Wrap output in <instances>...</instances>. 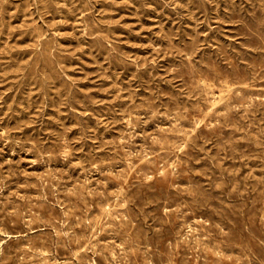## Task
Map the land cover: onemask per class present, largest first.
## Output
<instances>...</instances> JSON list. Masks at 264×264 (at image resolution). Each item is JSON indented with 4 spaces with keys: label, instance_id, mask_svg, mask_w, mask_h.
I'll return each mask as SVG.
<instances>
[{
    "label": "rangeland",
    "instance_id": "obj_1",
    "mask_svg": "<svg viewBox=\"0 0 264 264\" xmlns=\"http://www.w3.org/2000/svg\"><path fill=\"white\" fill-rule=\"evenodd\" d=\"M263 34L264 0H0V263L264 264Z\"/></svg>",
    "mask_w": 264,
    "mask_h": 264
},
{
    "label": "bare ground",
    "instance_id": "obj_2",
    "mask_svg": "<svg viewBox=\"0 0 264 264\" xmlns=\"http://www.w3.org/2000/svg\"><path fill=\"white\" fill-rule=\"evenodd\" d=\"M144 2V1H143ZM206 3V2H205ZM54 4V3H53ZM200 5V4H199ZM144 7V6H143ZM257 9H258V7H257ZM254 20V19H253ZM246 22V21H245ZM95 24V23H94ZM99 24V23H98ZM255 24V23H254ZM96 26V25H95ZM259 26V25H258ZM39 27V26H38ZM35 28V27H34ZM96 28V27H95ZM110 28V27H109ZM248 28V27H247ZM257 28V27H256ZM30 29V28H29ZM91 30V29H90ZM252 30V29H251ZM259 33V32H258ZM41 34V33H40ZM254 34H256L255 33V31H254ZM261 34H262V32H261ZM44 35V34H43ZM264 35V34H263ZM112 37V36H111ZM253 37V36H252ZM259 37V36H258ZM248 39V38H247ZM34 40V39H33ZM50 40V39H49ZM48 40V41H49ZM57 41V40H56ZM97 41V40H96ZM102 41H103V39H102ZM50 42V41H49ZM192 42H194V41H192ZM260 42V41H259ZM39 43V42H38ZM53 43H55V42H53ZM252 43V42H251ZM100 46V45H99ZM264 46V45H263ZM41 47V46H40ZM109 47V46H108ZM194 47H195V45H194ZM198 48H199V46H197ZM261 48V47H260ZM34 49V48H33ZM38 49V48H37ZM41 49V48H40ZM59 49V48H58ZM256 49V48H255ZM114 50V49H113ZM195 50H197V49H195ZM257 50V49H256ZM259 50V49H258ZM12 51V50H11ZM41 51H43V50H41ZM65 51V50H64ZM192 51V50H191ZM198 51V50H197ZM200 51V50H199ZM247 51V50H246ZM13 52V51H12ZM15 52V51H14ZM20 52V51H19ZM39 52V51H38ZM37 52V53H38ZM261 52V51H260ZM259 52V53H260ZM40 53V52H39ZM116 53V52H115ZM190 53V52H189ZM57 54V53H56ZM59 54V53H58ZM109 54H110V52H109ZM209 54V53H208ZM42 55V54H41ZM48 55H50V54H48ZM52 55V54H51ZM238 55V54H237ZM10 57V56H9ZM35 57V56H34ZM40 57V56H39ZM63 57V56H62ZM112 57V56H111ZM196 57V56H195ZM44 58H46V55H45V57ZM192 58V57H191ZM241 58V57H240ZM36 59H39V58H36ZM201 59V58H200ZM222 59V58H221ZM252 59H253V57H252ZM14 60V59H13ZM55 60V59H54ZM62 60V59H61ZM204 60V59H203ZM237 60V59H236ZM44 61V60H43ZM60 61V60H59ZM128 61V60H127ZM32 62V61H31ZM35 62V61H34ZM40 62V61H39ZM52 62V61H51ZM122 62V61H121ZM214 62V61H213ZM28 63V62H27ZM36 63V62H35ZM62 63V62H61ZM64 63V62H63ZM124 63H125V60H124ZM188 63V62H187ZM197 63V62H196ZM31 64V63H30ZM52 64V63H51ZM122 65V64H121ZM192 65V64H191ZM198 65V64H197ZM25 66V65H24ZM28 66V65H27ZM51 66V65H50ZM59 66V65H58ZM125 66V65H124ZM183 66V65H182ZM190 66V65H189ZM17 67H19V66H17ZM35 67V66H34ZM200 67V66H199ZM29 68V67H28ZM27 68V69H28ZM31 69H32V67H30ZM52 68V67H51ZM177 68V67H176ZM187 68V67H186ZM201 68V67H200ZM242 68V67H241ZM12 69V68H11ZM36 69V68H35ZM193 69V68H192ZM205 69V68H204ZM54 70V69H53ZM231 70V69H230ZM60 71V70H59ZM145 71V70H144ZM179 71H180V69H179ZM262 71V70H261ZM190 72V71H189ZM200 72V71H199ZM211 72V71H210ZM236 72V71H235ZM252 72V71H251ZM21 73V72H20ZM17 74V73H16ZM22 74V73H21ZM24 74V73H23ZM215 74V73H214ZM19 75V74H18ZM49 75V74H48ZM68 75V74H67ZM187 75H189V74H187ZM234 75V74H233ZM253 75V74H252ZM35 76H36V74H35ZM38 76V75H37ZM43 76V75H42ZM46 76H47V74H46ZM146 76V75H145ZM192 76V75H191ZM215 76V75H214ZM15 77V76H14ZM18 77V76H17ZM186 77V76H185ZM57 78V77H56ZM60 78V77H59ZM45 79V78H44ZM196 79V78H195ZM255 79V78H254ZM27 80V79H26ZM30 80V79H29ZM38 80V79H37ZM51 80H52V78H51ZM48 81V80H47ZM60 81V80H59ZM2 82V81H1ZM40 82V81H39ZM67 82V81H66ZM25 83V82H24ZM23 83V84H24ZM70 83V82H69ZM223 83V82H222ZM193 84V83H192ZM227 84V83H226ZM261 84V83H260ZM53 85V84H52ZM199 85V84H198ZM46 86V85H45ZM54 86V85H53ZM67 86V85H66ZM211 86V85H210ZM254 86V85H253ZM23 87V86H22ZM43 87V86H42ZM256 87V86H255ZM48 88H49V86H48ZM48 88H46V89H48ZM214 88V87H213ZM216 88V87H215ZM247 88V87H246ZM43 89H45L44 87H43ZM64 89V88H63ZM68 89H71V88H68ZM73 89V88H72ZM196 89V88H195ZM217 89V88H216ZM216 89H215V91H216ZM231 89V88H230ZM220 90V89H219ZM252 90V89H251ZM65 91V90H64ZM214 91V90H213ZM263 91V90H262ZM222 92V91H221ZM44 93V92H43ZM73 93V92H72ZM182 93V92H181ZM180 93V94H181ZM199 93V92H198ZM230 93V92H229ZM71 94V93H70ZM172 94V93H171ZM178 94V93H177ZM184 94V93H183ZM73 95V94H72ZM71 95V96H72ZM228 95V94H227ZM70 96V97H71ZM195 96V95H194ZM203 96V95H202ZM215 96V95H214ZM241 96V95H240ZM68 97V96H67ZM70 97H69V100H70ZM179 97V96H178ZM228 97H229V95H228ZM74 98V97H73ZM183 98V97H182ZM211 98V97H210ZM221 98V97H220ZM250 98V97H249ZM200 99V98H199ZM202 100V99H201ZM214 100V99H213ZM77 101V100H76ZM170 101H171V98H170ZM192 101V100H191ZM209 101V100H208ZM5 102V101H4ZM72 102V101H71ZM75 102V101H74ZM78 102V101H77ZM177 102V101H176ZM215 102H216V100H215ZM234 102V101H233ZM248 102V101H247ZM146 103V102H145ZM195 103V102H194ZM228 103V102H227ZM261 103V102H260ZM259 103V104H260ZM147 104H148V102H147ZM177 104H178V102H177ZM196 104V103H195ZM199 104V103H198ZM204 104V103H203ZM217 104V103H216ZM233 104V103H232ZM245 104V103H244ZM243 104V105H244ZM2 105V104H1ZM207 105V104H206ZM218 105V104H217ZM258 105V104H257ZM72 106V105H71ZM80 106V105H79ZM230 106V105H229ZM232 106V105H231ZM253 106H255V105H253ZM73 107V106H72ZM81 107V106H80ZM90 107V106H89ZM205 107V106H204ZM183 108V107H182ZM254 108V107H253ZM256 108H258V107H256ZM3 109V108H2ZM145 109V108H144ZM202 109V108H201ZM23 110V109H22ZM190 110H192V109H190ZM197 110V109H196ZM208 110V109H207ZM227 110H228V108H227ZM238 110V109H237ZM236 110V111H237ZM246 110V109H245ZM264 110V109H263ZM6 111V110H5ZM194 111V110H193ZM213 111V110H212ZM243 111V110H242ZM250 111V110H249ZM255 111V110H254ZM138 112V111H137ZM187 112V111H186ZM202 112V111H201ZM131 113V112H130ZM158 113V112H157ZM3 114H4V112H3ZM13 114V113H12ZM185 114V113H184ZM189 114V113H188ZM205 114V113H204ZM211 114V113H210ZM209 114V115H210ZM235 114H237V112L235 113ZM243 114V113H242ZM9 115V114H8ZM14 115H16L17 116V114H14ZM171 115V114H170ZM212 115V114H211ZM224 115V114H223ZM229 115V114H228ZM20 116V115H19ZM77 116V115H76ZM76 116H74V117H76ZM154 116V115H153ZM216 116V115H215ZM222 116V115H221ZM230 116V115H229ZM130 117V116H129ZM133 117V116H132ZM211 117V116H210ZM209 117V118H210ZM244 117V116H243ZM13 118V117H12ZM240 118V117H239ZM242 118V117H241ZM79 119V118H78ZM88 119V118H87ZM89 119H91V118H89ZM97 119V118H96ZM137 119V118H136ZM180 119V118H179ZM193 119V118H192ZM13 120H14V118H13ZM83 120V119H82ZM199 120V119H198ZM205 120V119H204ZM225 120H227V119H225ZM15 121V120H14ZM79 121V120H78ZM84 121V120H83ZM82 121V122H83ZM242 121V120H241ZM225 122V121H224ZM245 122V121H244ZM249 122V121H248ZM256 122V121H255ZM6 123H8V122H6ZM181 123H184V121L182 122V121H180V124ZM200 123V122H199ZM247 123V122H246ZM245 123V124H246ZM17 124V123H16ZM83 124V123H82ZM99 124V123H98ZM97 124V125H98ZM179 124V125H180ZM184 124H186V123H184ZM3 125V124H2ZM134 125V124H133ZM215 126H217V125H215ZM235 126V125H234ZM98 128V127H97ZM190 128V127H189ZM193 128V127H192ZM208 128V127H207ZM217 128V127H216ZM176 129V128H175ZM209 129V128H208ZM181 130V129H180ZM187 130V129H186ZM185 130V131H186ZM206 130V129H205ZM227 130V129H226ZM250 130V129H249ZM258 130V129H257ZM168 131V130H167ZM166 131V132H167ZM212 131V130H211ZM234 131V130H233ZM236 131V130H235ZM201 132V131H200ZM230 132H231V130H230ZM263 132V131H262ZM191 133V132H190ZM245 133V132H244ZM258 133V132H257ZM209 134H211V133H209ZM213 134V133H212ZM241 134V133H240ZM259 134H260V132H259ZM173 135V134H172ZM193 135V134H192ZM191 135V136H192ZM216 135H217V133H216ZM236 135V134H235ZM162 136V135H161ZM178 136V135H177ZM215 136V135H214ZM261 136V135H260ZM263 136V135H262ZM4 137V136H3ZM132 137V136H131ZM182 137V136H181ZM247 137V136H246ZM256 137V136H255ZM5 138H6V136H5ZM173 138V137H172ZM186 138V137H185ZM216 138V137H215ZM7 139V138H6ZM9 139V138H8ZM230 139V138H229ZM250 139V138H249ZM256 139V138H255ZM123 140V139H122ZM153 140V139H152ZM173 140V139H172ZM175 140H177L176 138H175ZM185 140V139H184ZM191 140V139H190ZM225 140V139H224ZM64 141V140H63ZM186 141V140H185ZM217 141V140H216ZM154 142V141H153ZM164 142V141H163ZM173 142V141H172ZM179 142V141H178ZM178 142L176 143V144H178ZM191 142V141H190ZM255 142V141H254ZM258 142V141H257ZM13 143V142H12ZM147 143V142H146ZM145 143V144H146ZM166 143V142H165ZM174 143V142H173ZM225 143H227V142H225ZM235 143H237V142H235ZM256 143V142H255ZM22 144V143H21ZM119 144V143H118ZM167 144V143H166ZM183 144V143H182ZM243 144V143H242ZM158 145H159V143H158ZM198 145V144H197ZM245 145H247V144H245ZM249 145V144H248ZM260 145V144H259ZM262 145V144H261ZM17 146V145H16ZM174 146V145H173ZM185 146H186V144H185ZM231 146V145H230ZM253 146V145H252ZM263 146V145H262ZM64 147V146H63ZM121 147H122V145H121ZM172 147V146H171ZM187 147V146H186ZM195 147V146H194ZM264 147V146H263ZM262 147V148H263ZM18 148V147H17ZM35 148V147H34ZM58 148V147H57ZM148 149H149V147H147ZM182 148V147H181ZM205 148V147H204ZM238 148V147H237ZM21 149V148H20ZM19 149V150H20ZM42 149V148H41ZM69 149V148H68ZM122 149V148H121ZM145 149V148H144ZM151 149V148H150ZM160 149V148H159ZM162 149V148H161ZM172 149H173V147H172ZM176 149V148H175ZM219 149V148H218ZM11 150V149H10ZM15 150V149H14ZM64 150V149H63ZM142 150H143V148H142ZM188 150V149H187ZM200 150V149H199ZM259 150V149H258ZM59 151V150H58ZM68 151V150H67ZM157 151V150H156ZM182 151V150H181ZM257 151V150H256ZM124 152V151H123ZM130 152V151H129ZM149 152V151H148ZM229 152H231V151H229ZM260 152V151H259ZM122 153V152H121ZM141 153V152H140ZM167 153V152H166ZM197 153V152H196ZM262 153V152H261ZM45 154V153H44ZM130 154H133V153H130ZM145 154V153H144ZM160 154V153H159ZM168 154H169V152H168ZM181 154H183V153H181ZM180 154V155H181ZM225 154V153H224ZM203 155V154H202ZM257 155V154H256ZM41 156V155H40ZM59 156V155H58ZM69 156V155H68ZM124 156V155H123ZM147 156V155H146ZM159 156V155H158ZM189 156V155H188ZM195 156V155H194ZM37 157H39V156H37ZM43 157V156H42ZM51 157V156H50ZM64 157V156H63ZM72 157V156H71ZM70 157V158H71ZM120 157V156H119ZM118 157V158H119ZM125 157V156H124ZM136 157V156H135ZM250 157V156H249ZM49 158V157H48ZM61 158V157H60ZM20 159V158H19ZM18 159V160H19ZM65 159V158H64ZM166 159V158H165ZM41 160H42V158H41ZM214 160V159H213ZM11 161V160H10ZM67 161V160H66ZM124 161V160H123ZM140 161V160H139ZM149 161V160H148ZM148 161H147V163H148ZM203 161V160H202ZM248 161V160H247ZM263 161V160H262ZM51 162V161H50ZM117 163H118V161H116ZM157 162V161H156ZM161 162V161H160ZM186 162V161H185ZM206 162V161H205ZM250 162V161H249ZM256 162V161H255ZM116 163V164H117ZM167 163H168V161H167ZM176 163V162H175ZM187 163V162H186ZM243 163V162H242ZM261 163V162H260ZM263 163V162H262ZM120 164V163H119ZM143 164V163H142ZM150 164V163H149ZM164 164V163H163ZM217 164V163H216ZM231 164H232V162H231ZM96 165V164H95ZM109 165V164H108ZM165 165H166V163H165ZM175 165V164H174ZM185 165V164H184ZM219 165V164H218ZM226 165V164H225ZM248 165V164H247ZM15 166H17V164L15 165ZM126 166V165H125ZM164 166V165H163ZM170 166V165H169ZM200 166V165H199ZM207 166V165H206ZM127 167V166H126ZM130 167V166H129ZM145 167H146V165H145ZM144 167V168H145ZM171 167V166H170ZM179 167V166H178ZM192 167V166H191ZM220 167V166H219ZM49 168V167H48ZM132 168V167H131ZM139 168V167H138ZM143 168V167H142ZM153 168H154V166H153ZM256 168V167H255ZM6 169V168H5ZM12 169V168H11ZM111 169V168H110ZM161 169V168H160ZM176 169V168H175ZM180 169V168H179ZM178 169V170H179ZM194 169V168H193ZM248 169V168H247ZM247 169H245V170H247ZM250 169V168H249ZM148 170V169H147ZM218 170V169H217ZM2 171V170H1ZM13 171V170H12ZM17 171V170H16ZM129 171H131V170H129ZM136 171V170H135ZM182 171V170H181ZM260 171V170H259ZM10 172V171H9ZM168 172V171H167ZM197 172V171H196ZM122 173H123V171H122ZM121 172H120V174H122ZM173 173V172H172ZM219 173V172H218ZM3 174V173H2ZM7 174V173H6ZM9 174V173H8ZM110 174V173H109ZM163 174V173H162ZM161 174V175H162ZM223 174V173H222ZM15 175V174H14ZM21 175V174H20ZM123 175V174H122ZM128 175V174H127ZM140 175V174H139ZM143 175V174H142ZM159 175V174H158ZM166 175V174H165ZM179 175V174H178ZM249 175V174H248ZM1 176V175H0ZM13 176V175H12ZM53 176V175H52ZM137 176V175H136ZM141 176V175H140ZM146 176V175H145ZM163 176H164V174H163ZM198 176V175H197ZM250 176V175H249ZM3 177V176H2ZM43 177V176H42ZM54 177V176H53ZM120 177V176H119ZM130 177V176H129ZM161 177V176H160ZM246 177V176H245ZM1 178V177H0ZM63 178V177H62ZM116 178V177H115ZM127 178H128V176H127ZM163 178V177H162ZM177 178V177H176ZM3 179V178H2ZM6 179V178H5ZM8 179V178H7ZM51 179V178H50ZM146 179V178H145ZM172 179V178H171ZM223 179V178H222ZM227 179V178H226ZM229 179V178H228ZM87 180V179H86ZM147 180V179H146ZM161 180V179H160ZM174 180H176V179H174ZM240 180V179H239ZM250 180V179H249ZM256 180V179H255ZM254 180V181H255ZM57 181V180H56ZM55 181V182H56ZM126 181V180H125ZM171 181V180H170ZM194 181V180H193ZM243 181V180H242ZM251 181V180H250ZM264 181V180H263ZM262 181V182H263ZM2 182V181H1ZM46 182V181H45ZM63 182V181H62ZM87 182V181H86ZM90 182V181H89ZM179 182V181H178ZM177 182V183H178ZM213 182V181H212ZM51 183H53V182H51ZM59 183V182H58ZM85 183V182H84ZM91 183V182H90ZM145 183V182H144ZM143 183V184H144ZM187 183H188V181H187ZM244 183H245V181H244ZM256 183V182H255ZM3 184V183H2ZM42 184V183H41ZM46 184V183H45ZM55 184V183H54ZM92 184V183H91ZM115 184V183H114ZM126 184V183H125ZM155 184H157L156 182H155ZM191 184V183H190ZM215 184V183H214ZM213 184V185H214ZM36 185H38V184H36ZM51 185V184H50ZM80 185V184H79ZM148 185V184H147ZM150 185V184H149ZM189 185V184H188ZM212 185V186H213ZM240 185V184H239ZM41 186V185H40ZM48 186V185H47ZM83 186V185H82ZM84 186H85V184H84ZM143 186V185H142ZM171 186V185H170ZM216 186V185H215ZM227 186V185H226ZM241 186V185H240ZM81 187V186H80ZM153 187V186H152ZM155 187V186H154ZM19 188V187H18ZM33 188H35V187H33ZM89 188V187H88ZM105 188V187H104ZM117 188H118V186H117ZM130 188V187H129ZM146 188V187H145ZM176 188V187H175ZM181 188V187H180ZM193 188V187H192ZM204 188V187H203ZM228 188V187H227ZM241 188V187H240ZM245 188V187H244ZM253 188V187H252ZM41 189V188H40ZM49 189V188H48ZM120 189V188H119ZM144 189V188H143ZM220 189V188H219ZM237 189V188H236ZM248 189V188H247ZM39 190V189H38ZM54 190V189H53ZM82 190V189H81ZM128 190V189H127ZM145 190V189H144ZM177 190V189H176ZM197 190V189H196ZM227 190V189H226ZM239 190V189H238ZM34 191V190H33ZM36 191V190H35ZM46 191V190H45ZM52 191V190H51ZM76 191V190H75ZM139 191V190H138ZM163 191V190H162ZM185 191H187V190H185ZM189 191V190H188ZM20 192V191H19ZM38 192V191H37ZM43 192V191H42ZM50 192V191H49ZM84 192V191H83ZM124 192V191H123ZM235 192V191H234ZM2 193V192H1ZM0 193V194H1ZM4 193V192H3ZM52 193V192H51ZM55 193V192H54ZM89 193V192H88ZM100 193V192H99ZM122 193V192H121ZM126 193V192H125ZM124 193V194H125ZM193 193V192H192ZM226 192H224V194H225ZM34 194V193H33ZM46 194V193H45ZM71 194V193H70ZM111 194H113V193H111ZM131 194V193H130ZM129 194V195H130ZM164 194V193H163ZM167 194V193H166ZM177 194V193H176ZM189 194V193H188ZM230 194V193H229ZM259 194V193H258ZM10 195V194H9ZM16 195V194H15ZM95 195V194H94ZM103 195V194H102ZM128 195V194H127ZM145 195V194H144ZM190 195V194H189ZM252 195V194H251ZM260 195V194H259ZM89 196V195H88ZM123 196V195H122ZM191 196V195H190ZM249 196V195H248ZM45 197V196H44ZM53 197V196H52ZM75 197V196H74ZM110 197V196H109ZM129 197V196H128ZM166 197V196H165ZM193 197H195V196H193ZM228 197V196H227ZM231 197V196H230ZM253 197V196H252ZM2 198V197H1ZM22 198H23V196H22ZM28 198V197H27ZM77 198V197H76ZM84 198V197H83ZM86 198V197H85ZM89 198V197H88ZM92 198V197H91ZM111 198V197H110ZM141 198V197H140ZM191 198V197H190ZM247 198V197H246ZM4 199H6V198H4ZM52 199V198H51ZM66 199V198H65ZM101 199V198H100ZM148 199V198H147ZM166 199V198H165ZM254 199V198H253ZM12 200H13V198H12ZM28 200H29V198H28ZM48 200V199H47ZM55 200V199H54ZM67 200V199H66ZM85 200V199H84ZM205 200V199H204ZM1 201H2V199H1ZM5 201V200H4ZM41 201V200H40ZM92 201V200H91ZM116 201H118V200H116ZM121 201V200H120ZM157 201V200H156ZM22 202V201H21ZM59 202V201H58ZM57 202V203H58ZM71 202V201H70ZM69 202V203H70ZM87 202V201H86ZM226 202V201H225ZM11 203V202H10ZM16 203V202H15ZM29 203V205L31 204L30 202H28ZM47 202H45L44 204H46ZM106 203V202H105ZM111 203V202H110ZM134 203V202H133ZM174 203V202H173ZM193 203H196V202H193ZM212 203V202H211ZM231 203V202H230ZM256 203V202H255ZM72 204V203H71ZM80 204V203H79ZM107 204V203H106ZM131 204V203H130ZM166 204V203H165ZM181 204V203H180ZM179 204V205H180ZM185 204H187V203H185ZM233 204H234V202H233ZM9 205V204H8ZM12 205V204H11ZM28 205V204H27ZM32 205V204H31ZM37 205H39V204H37ZM36 205V206H37ZM50 205V204H49ZM57 205V204H56ZM73 205H75V204H73ZM152 205V204H151ZM178 205V204H177ZM192 205V204H191ZM252 205V204H251ZM250 205V206H251ZM42 206V205H41ZM69 206V205H68ZM106 206V205H105ZM124 206V205H123ZM158 206V205H157ZM163 206H166V205H163ZM199 206V205H198ZM219 206V205H218ZM245 206V205H244ZM13 207V206H12ZM16 207V206H15ZM25 207V206H24ZM35 207V206H34ZM127 207H128V205H127ZM194 207H195V205H194ZM225 207V206H224ZM228 207V206H227ZM255 207V206H254ZM2 208V207H1ZM5 208V207H4ZM7 208V207H6ZM38 208H39V206H38ZM129 208V207H128ZM183 208H185V207H183ZM192 208V207H191ZM190 208V209H191ZM220 208V207H219ZM52 209V208H51ZM55 209V208H54ZM57 209V208H56ZM122 209H124V208H122ZM127 209V208H126ZM131 209V208H130ZM207 209V208H206ZM221 209V208H220ZM234 209V208H233ZM249 209V208H248ZM33 210V209H32ZM39 210V209H38ZM37 210V211H38ZM41 210H42V208H41ZM48 210H49V208H48ZM101 210V209H100ZM104 210V209H103ZM115 210H117V209H115ZM121 210V209H120ZM132 210V209H131ZM139 210V209H138ZM195 210H197V209H195ZM211 210V209H210ZM256 210V209H255ZM19 211V210H18ZM17 211V212H18ZM23 211V210H22ZM192 211V210H191ZM199 211V210H198ZM214 211V210H213ZM226 211V210H225ZM17 212H16V214H17ZM34 212V211H33ZM40 212V211H39ZM42 212H44V211H42ZM70 212V211H69ZM103 212V211H102ZM108 212H109V210H108ZM108 212H107V214H108ZM134 212V211H133ZM163 212V211H162ZM200 212V211H199ZM221 212V211H220ZM258 212V211H257ZM262 212V211H261ZM2 213V212H1ZM29 213V212H28ZM48 213V212H47ZM104 213H106V210H105V212ZM214 213H215V211H214ZM6 214V213H5ZM19 214V213H18ZM25 214V213H24ZM33 214V213H32ZM71 214H73V213H71ZM76 214V213H75ZM100 214V213H99ZM111 214V213H110ZM201 214V213H200ZM261 214V213H260ZM89 215V214H88ZM103 215H105V214H103ZM142 215V214H141ZM185 215V214H184ZM191 215V214H190ZM197 215V214H196ZM203 215V214H202ZM33 216V215H32ZM31 216V217H32ZM85 216V215H84ZM169 216V215H168ZM195 216V215H194ZM193 216V217H194ZM225 216V215H224ZM242 216V215H241ZM26 217V216H25ZM33 217H35V216H33ZM37 217V216H36ZM40 217H41V215H40ZM39 217V218H40ZM68 217V216H67ZM70 217V216H69ZM73 217V216H72ZM143 217V216H142ZM172 217V216H171ZM216 217V216H215ZM262 217V216H261ZM30 218V217H29ZM38 218V217H37ZM66 218V217H65ZM82 218V217H81ZM87 218V217H86ZM96 218V217H95ZM109 218V217H108ZM155 218V217H154ZM182 218H183V216H182ZM209 218V217H208ZM218 218V217H217ZM221 218V217H220ZM42 219V218H41ZM100 219V218H99ZM111 219V218H110ZM143 219V218H142ZM162 218H160V220H161ZM166 219V218H165ZM254 219V218H253ZM6 220V219H5ZM37 220V219H36ZM48 220V219H47ZM62 220V219H61ZM76 220V219H75ZM75 220H73V221H75ZM79 220V219H78ZM105 220V219H104ZM117 220V219H116ZM128 220V219H127ZM223 220V219H222ZM227 220V219H226ZM55 221V220H54ZM82 221V220H81ZM109 221V220H108ZM107 221V222H108ZM112 221V220H111ZM129 221V220H128ZM169 221V220H168ZM181 221V220H180ZM11 222V221H10ZM32 222V221H31ZM40 222V221H39ZM62 222V221H61ZM65 222V221H64ZM84 222V221H83ZM95 222H97L96 220H95ZM117 222H118V220H117ZM121 222V221H120ZM261 222V221H260ZM263 222V221H262ZM1 223V222H0ZM3 223V222H2ZM37 223V222H36ZM73 223V222H72ZM133 223V222H132ZM160 223V222H159ZM199 223V222H198ZM230 223V222H229ZM31 224V223H30ZM32 224H33V222H32ZM73 224H75V223H73ZM81 224H82V222H81ZM127 224V223H126ZM164 224V223H163ZM168 224H169V222H168ZM183 224V223H182ZM181 224V225H182ZM194 224V223H193ZM240 224V223H239ZM250 224V223H249ZM39 225V224H38ZM49 225H51V224H49ZM78 225V224H77ZM188 225V224H187ZM244 225V224H243ZM262 225V224H261ZM1 226V225H0ZM52 226V225H51ZM58 226V225H57ZM71 226V225H70ZM73 226V225H72ZM96 226V225H95ZM98 226V225H97ZM26 227V226H25ZM79 227V226H78ZM90 227V226H89ZM94 227V226H93ZM137 227V226H136ZM179 227V226H178ZM182 227V226H181ZM29 228H31V226L29 227ZM33 228V227H32ZM31 228V229H32ZM37 228V227H36ZM40 228V227H39ZM69 228V227H68ZM75 228V227H74ZM103 228V227H102ZM189 228V227H188ZM215 228V227H214ZM251 228V227H250ZM43 229V228H42ZM55 229V228H54ZM67 229V228H66ZM107 229V228H106ZM115 229V228H114ZM180 229V228H179ZM187 229V228H186ZM218 229V228H217ZM261 229H263V228H261ZM33 230V229H32ZM47 230V229H46ZM58 230V229H57ZM70 230V229H69ZM91 230H92V228H91ZM90 230V231H91ZM94 230V229H93ZM146 230V229H145ZM45 231V230H44ZM53 231V230H52ZM81 231V230H80ZM181 231V230H180ZM28 232V231H27ZM99 232V231H98ZM104 232V231H103ZM109 232V231H108ZM112 232V231H111ZM144 232V231H143ZM146 232V231H145ZM174 232V231H173ZM187 232V231H186ZM190 232H192V231H190ZM6 233V232H5ZM22 233V232H21ZM37 233V232H36ZM38 233H40V232H38ZM231 233V232H230ZM242 233V232H241ZM15 234H16V232H15ZM32 234V233H31ZM30 234V235H31ZM50 234V233H49ZM89 234V233H88ZM101 234V233H100ZM174 234V233H173ZM223 234V233H222ZM13 235V234H12ZM46 235H47V233H46ZM52 235V234H51ZM67 235V234H66ZM82 235V234H81ZM90 235V234H89ZM117 235V234H116ZM148 235V234H147ZM187 235V234H186ZM244 235V234H243ZM2 236H4V235H2ZM56 236H58V235H56ZM62 236V235H61ZM61 236H59V237H61ZM65 236V235H64ZM79 236V235H78ZM85 236V235H84ZM94 236V235H93ZM5 237H7V236H5ZM68 237H69V235H68ZM159 237V236H158ZM191 237V236H190ZM264 237V236H263ZM34 238V237H33ZM52 238V237H51ZM81 238V237H80ZM129 238H131V237H129ZM148 238V237H147ZM157 238V237H156ZM183 238V237H182ZM10 239H11V237H10ZM14 239V238H13ZM23 239V238H22ZM26 239V238H25ZM32 239V238H31ZM66 239V238H65ZM200 239H202V238H200ZM243 239V238H242ZM6 240V239H5ZM33 240V239H32ZM39 240V239H38ZM67 240V239H66ZM71 240V239H70ZM77 240V239H76ZM83 240V239H82ZM90 240V239H89ZM98 240V239H97ZM103 240V239H102ZM198 240V239H197ZM40 241V240H39ZM191 241V240H190ZM189 241V242H190ZM195 241V240H194ZM200 241V240H199ZM202 241V240H201ZM12 242V241H11ZM17 242V241H16ZM29 242V241H28ZM32 242V241H31ZM57 242V241H56ZM67 242H69V241H67ZM76 242V241H75ZM78 242V241H77ZM85 242V241H84ZM83 242V243H84ZM90 242V241H89ZM114 242V241H113ZM120 242V241H119ZM184 242V241H183ZM203 242V241H202ZM204 242H205V240H204ZM22 243V242H21ZM59 243V242H58ZM177 243V242H176ZM191 243V242H190ZM193 243V242H192ZM15 244V243H14ZM24 244H25V242H24ZM29 244V243H28ZM27 244V245H28ZM77 244V243H76ZM92 244V243H91ZM98 244V243H97ZM136 244V243H135ZM178 244V243H177ZM184 244V243H183ZM206 244V243H205ZM59 245V244H58ZM204 245V244H203ZM262 245V244H261ZM8 246V245H7ZM19 246V245H18ZM21 246V245H20ZM53 246V245H52ZM65 246V245H64ZM117 246V245H116ZM137 246V245H136ZM250 246V245H249ZM4 247V246H3ZM76 247V246H75ZM88 247V246H87ZM175 247V246H174ZM177 247V246H176ZM263 247V246H262ZM5 248V247H4ZM11 248H12V246H11ZM19 248H21V247H19ZM18 248V249H19ZM32 248V247H31ZM30 248V249H31ZM36 248V247H35ZM56 248V247H55ZM57 248H59V247H57ZM70 248V247H69ZM205 248V247H204ZM14 249V248H13ZM28 249V248H27ZM62 249V248H61ZM67 249V248H66ZM79 249V248H78ZM145 249V248H144ZM189 249V248H188ZM203 249V248H202ZM206 249V248H205ZM237 249V248H236ZM3 250V249H2ZM8 250V249H7ZM37 250V249H36ZM39 250V249H38ZM71 250V249H70ZM130 250V249H129ZM196 250V249H195ZM231 250V249H230ZM242 250V249H241ZM249 250V249H248ZM15 251V250H14ZM67 251V250H66ZM124 251H125V249H124ZM152 251V250H151ZM78 252V251H77ZM139 252V251H138ZM156 252V251H155ZM208 252V251H207ZM10 253V252H9ZM19 253V252H18ZM74 253H76V252H74ZM80 253H82V252H80ZM101 253V252H100ZM133 253V252H132ZM173 252H171V254H172ZM205 253V252H204ZM223 253V252H222ZM2 254H4V253H2ZM15 254V253H14ZM17 254V253H16ZM15 254V255H16ZM39 254V253H38ZM51 254V253H50ZM57 254V253H56ZM90 254V253H89ZM113 254V253H112ZM111 254V255H112ZM129 254V253H128ZM220 254V253H219ZM224 254V253H223ZM8 255V254H7ZM10 255V254H9ZM26 255V254H25ZM37 255V254H36ZM45 255V254H44ZM87 255V254H86ZM201 255V254H200ZM225 255V254H224ZM246 255V254H245ZM12 256V255H11ZM39 256V255H38ZM48 256V255H47ZM59 256V255H58ZM77 256H78V254H77ZM92 256V255H91ZM97 256V255H96ZM100 256V255H99ZM118 256V255H117ZM128 256V255H127ZM154 256V255H153ZM156 256H158V255H156ZM162 256V255H161ZM197 256V255H196ZM206 256V255H205ZM23 257H26V256H23ZM34 257V256H33ZM42 257V256H41ZM80 257V256H79ZM110 257V256H109ZM113 257H115V256H113ZM222 257H223V255H222ZM59 258V257H58ZM153 258V257H152ZM160 258V257H159ZM162 258V257H161ZM170 258H171V256H170ZM198 258V257H197ZM220 258V257H219ZM254 258V257H253ZM7 259H8V257H7ZM17 259V258H16ZM66 259V258H65ZM69 259V258H68ZM115 259V258H114ZM146 259V258H145ZM207 259V258H206ZM217 259V258H216ZM239 259H241V258H239ZM9 260V259H8ZM34 260V259H33ZM60 260V259H59ZM89 260H91V259H89ZM186 260V259H185ZM220 260V259H219ZM36 261V260H35ZM37 261H38V259H37ZM40 261V260H39ZM44 261V260H43ZM47 261V260H46ZM79 261V260H78ZM87 261V260H86ZM108 261V260H107ZM124 261V260H123ZM230 261V260H229ZM262 261V260H261ZM2 262V261H1ZM31 262V261H30ZM52 262V261H51ZM92 262V261H91ZM96 262V261H95ZM165 262H166V260H165ZM205 262V261H204ZM23 263V262H22ZM42 263V262H41ZM122 263V262H121ZM134 263V262H133ZM132 263V264H133ZM188 263V262H187ZM218 263V262H217ZM226 263V262H225ZM254 263V262H253ZM1 264V263H0ZM26 264V263H25ZM28 264V263H27ZM49 264V263H48ZM59 264V263H58ZM61 264H63V263H61ZM81 264V263H80ZM90 264V263H89ZM111 264V263H110ZM114 264V263H113ZM124 264V263H123ZM185 264V263H184ZM213 264V263H212Z\"/></svg>",
    "mask_w": 264,
    "mask_h": 264
}]
</instances>
